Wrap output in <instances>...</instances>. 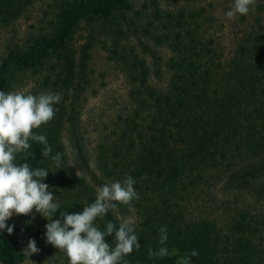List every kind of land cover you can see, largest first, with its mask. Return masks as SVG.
I'll list each match as a JSON object with an SVG mask.
<instances>
[{
  "label": "trees",
  "instance_id": "16d2710c",
  "mask_svg": "<svg viewBox=\"0 0 264 264\" xmlns=\"http://www.w3.org/2000/svg\"><path fill=\"white\" fill-rule=\"evenodd\" d=\"M38 1L0 0V29ZM173 1L174 7H159L150 0L147 13L135 0H51L50 12L40 10L36 30L3 46L0 90H21L29 79L24 94H63L54 119L33 129L46 136L50 156L42 155L44 145L30 141L15 163L49 171L43 182L60 205L53 219L94 202L95 188L74 173L61 131L67 125L75 142L81 139L85 103L105 87L111 68L120 73L128 103L96 137L95 166L108 183L130 175L139 198L97 218L95 226L103 231L108 221L118 227L123 219L135 220L140 248L125 257L128 264H177L170 253L149 258L148 249L161 246L183 253L187 264H264V181H254L264 161L252 166L264 156V3L238 14L240 26L225 53L215 37L223 27L219 2ZM96 21L119 35L109 47L102 42L107 66L98 73L92 65ZM81 24L87 32L73 48ZM145 53L154 65L151 74ZM57 152L60 169L51 159ZM36 214L49 253L45 261L68 264L63 252L45 242L49 221ZM162 226L165 245L159 243ZM14 231L0 230V264L26 258ZM105 240L114 246V234ZM193 249L198 256L189 255Z\"/></svg>",
  "mask_w": 264,
  "mask_h": 264
},
{
  "label": "clouds",
  "instance_id": "9594fccd",
  "mask_svg": "<svg viewBox=\"0 0 264 264\" xmlns=\"http://www.w3.org/2000/svg\"><path fill=\"white\" fill-rule=\"evenodd\" d=\"M256 3L257 0H234L225 15L228 19L237 14L247 15ZM62 95L61 92L51 91L33 95L0 90V230L6 229L12 234L14 226L7 225L6 221L13 215H31L35 210L49 221L45 225V242L63 252L68 264H128L125 257L140 248L135 234V220L131 217L123 219L118 227L108 221L103 231L94 222L110 211H117L118 205H129L139 198L133 187L135 180L130 175L123 181L97 186L94 202L85 205L82 211L71 214L61 212V219H53L60 205L54 202V193L43 182L49 171L32 169L27 163H15L16 155L31 147L30 141L44 145L42 155L50 156L52 147L46 136L35 134L33 129L54 119V105L60 102ZM51 159L57 169L62 168L61 153L57 152ZM90 167L94 169L95 165L90 164ZM159 232V243L165 245L168 240L166 226H162ZM113 234L114 246L105 240L106 236ZM39 251L34 239H29L23 249L28 257ZM148 255L149 258H163L169 255V250L164 246L157 251L149 248ZM189 255L195 257L199 253L193 249Z\"/></svg>",
  "mask_w": 264,
  "mask_h": 264
},
{
  "label": "rangeland",
  "instance_id": "374dc122",
  "mask_svg": "<svg viewBox=\"0 0 264 264\" xmlns=\"http://www.w3.org/2000/svg\"><path fill=\"white\" fill-rule=\"evenodd\" d=\"M159 7H174L177 5L173 0H167L169 2L168 6L164 5L165 0H156ZM219 3L215 4V9L217 15L222 20L223 27L218 29L215 37L219 42V48L222 52H229V43L230 36L237 27H239L238 14L232 19L226 17V12L231 8L232 0H215ZM258 2L264 3V0H257ZM51 0H41L34 4V6L24 15L17 18L12 24L0 29V52L3 46L12 40H17L22 38L24 33L28 30L37 29V16H39L40 10H45L46 13L50 12ZM198 4L205 3V0H198ZM136 8L144 5L145 11L150 13V0H135ZM94 27V48L95 51L93 54V62L95 73L106 70L107 64L104 63V54L105 49L102 48L103 43L105 42V47H109L112 41L119 40V35L115 33V30L109 27L106 24H103L99 21L93 24ZM85 27L81 24V27L77 30L74 35L73 40L71 41V46L74 48L83 42L85 34ZM146 59V62L149 66V74L153 73L154 65L150 63V58L148 55L142 54ZM108 68V67H107ZM109 72H105V87L101 91H97L96 96H88V99L85 103L81 122L79 124V131L77 133L81 136L78 142H75V131H71L70 127L67 125L62 128L61 139L64 145V149L67 154L68 162L71 164L74 173L86 180L90 185L95 189L97 186H101L105 183H108L102 178L99 172L95 168L90 167V164L95 165L94 149L93 145L95 139L100 134L102 130H106L113 122L114 116L117 112H123L124 104H127L125 98V87L120 78V73L115 70L108 68ZM153 84L160 85V80H153ZM32 85V82L27 79L26 84L20 89L15 90L23 92L27 90L29 86ZM99 90V89H98ZM75 136V137H74ZM264 161V156L259 157L254 161L255 167L260 166ZM256 182L264 181V169L258 171L255 174ZM126 209L127 205H118V209ZM7 222L14 226L15 236L19 243L20 248L23 250L27 247L29 239H34L36 241L37 247L40 249L38 253L32 254L29 257L26 255V258L21 264H47L45 261L46 256H48V250L45 249L42 242L41 233L43 229L40 225V220L35 210L31 215H13L7 220ZM44 237V235H43ZM174 256L177 264H187V259L183 253L178 252L175 249H171L169 252Z\"/></svg>",
  "mask_w": 264,
  "mask_h": 264
}]
</instances>
